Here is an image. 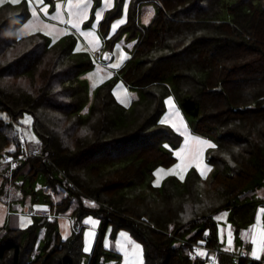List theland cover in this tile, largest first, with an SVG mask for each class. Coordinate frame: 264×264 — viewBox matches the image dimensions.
<instances>
[{"label": "trees", "instance_id": "obj_1", "mask_svg": "<svg viewBox=\"0 0 264 264\" xmlns=\"http://www.w3.org/2000/svg\"><path fill=\"white\" fill-rule=\"evenodd\" d=\"M92 2L90 18L101 0ZM125 2L114 0L97 30L104 49L136 38L116 76L139 95L125 107L110 78L86 111L80 75L91 54L75 51L70 32L56 40L40 31L18 36L31 15L28 2L0 4V158H16L0 161V201L41 175L48 204L28 227L0 233V264H98L110 256L105 236L114 241L120 231L140 243L143 264H206L189 257L203 241L218 250V264H264L221 249L215 221L230 211L238 235L264 209V0H128L125 22L110 35ZM146 3L157 11L143 24ZM169 96L194 118L191 132L214 138L215 147L206 152L207 175L193 168L156 185L154 170L173 166L172 149L182 143L161 120ZM26 114L34 139L22 130ZM34 145L40 154L28 155ZM61 216L73 222L67 238L58 230ZM88 216L99 222L89 253Z\"/></svg>", "mask_w": 264, "mask_h": 264}, {"label": "rangeland", "instance_id": "obj_2", "mask_svg": "<svg viewBox=\"0 0 264 264\" xmlns=\"http://www.w3.org/2000/svg\"><path fill=\"white\" fill-rule=\"evenodd\" d=\"M18 1L20 0H17V2ZM26 1L28 2L29 6L31 5L30 7L31 17L29 19V21L31 22L29 23L27 27H25V30L31 27L32 25H34L33 24L34 16L32 14L33 9H34L33 5H36L39 0H31V4L29 3V0H26ZM5 2H12V0H0V4L5 3ZM111 2L112 0H101V2H99L96 9H94L93 18H90L89 16L86 19V24H83L82 28L85 32L87 30L90 33H92V31L96 27L95 31L97 33L98 41L95 40L94 44H90L88 40L82 37L81 34L76 33L75 35V37H77V35L78 36L80 35L83 38L82 41L79 40L77 42L75 51L86 52L88 54H91L92 56L91 58L92 66L80 75V78L84 80L85 88L88 91V102L86 103V106L83 109V111H86L88 106L90 105L97 85H99L100 83L110 78H115L114 86H113V93L115 97L117 98V100L125 107H129L131 105L132 100L137 98L139 95L138 89L127 86L119 77L116 76L118 69L121 66H123L127 62V60L132 56L136 38H128L127 36H122L118 40H116L110 47V51L112 52V58L108 62H100L93 58V53L95 52L94 50L97 51V50L104 49V39L98 34V30H97L100 20L96 19L95 14L97 11H99L102 15V10L104 8L110 9L108 7V4L109 3L111 4ZM127 2L128 0H126V4ZM113 3H114V0H113ZM144 6H145L143 7L144 11L140 16V21L141 23L146 24L145 20L147 19L149 22L153 18L155 12L157 11V7L154 3H146ZM149 13H151V15H149ZM120 20H123L124 22L126 20L125 5H124L122 15L119 18L115 19L113 23L111 24L110 35L117 28L116 27L115 29H113L112 27L113 24L117 23ZM120 24H118V26ZM16 32L19 36H24L26 34H29V32L26 34H20L22 32V29L21 31L16 30ZM89 45L91 47L95 45L97 46H95L94 48H90ZM121 57H123V59H121ZM115 65H118V67ZM173 102L175 104L176 110H178L179 112V117H177L176 113L173 110L169 109L168 105L165 103V111L161 117V120L164 121V120H169L171 118V119H174L175 123L177 124V128H174L172 127L171 123H168V125H170L178 134L182 136V143L178 147L172 149L179 163L171 167H157L154 170V174L152 177V183L156 185H159L161 181L168 175L174 174L178 177H184L190 169H193V168L197 169L195 167L196 166L195 163H193V161L197 159V154L193 152H197L199 150V146L201 148V145L199 143H196L197 145L194 146L192 144H194L195 142H191L192 144H190L189 141H185L184 145H182L184 138L185 139L189 138V137H186L187 134L189 132L193 134L190 130V126L193 123L194 118L192 116L184 114L179 109L177 102L175 101L174 98H173ZM26 120L28 121L27 123L25 122ZM22 123H23V128H22L23 132L30 139H34L33 132H32V126H31V117L28 114H26L22 118ZM185 127H186V130H184ZM193 135L194 137L200 138L201 140L203 139L209 140L213 143V145H215V139L212 137H202V136H198L195 134ZM177 153H179V155H177ZM203 153L204 152L202 151L200 155H203ZM0 161H2L3 163L4 159L0 158ZM9 168L10 166L7 167L5 171H7ZM166 170H168V172ZM166 172L167 174H165ZM16 187H18V185H16ZM12 194H15V193H12ZM47 206L48 204L44 200V181H43V177L40 175L38 180L31 186H29L28 183H25L24 190L18 189L16 197L14 199H11V201L10 200L8 202L0 201V233L9 227H21L20 225L22 222L25 224V226L21 228L28 227L29 225L33 223L34 217L37 216L38 213H41V210H44L45 207ZM229 215H230V211L223 210V211H220L215 216L216 226H217V230H218L221 240H224V238L221 237V229H222L221 227L222 225H224L226 216H229ZM21 218H23V220ZM29 221L31 222L29 223ZM57 223H58L57 224L58 230L60 231L62 236L65 237V233H67L66 237H68V235H70L71 231L73 230L72 219L70 217L68 218L61 217L59 218ZM91 228H92L91 224L85 226L84 228L85 233L87 232V230H90ZM121 233H127V232L120 231L114 241H111L108 235L105 236L104 246L107 248L106 252L110 254V256L100 257L98 264H132L133 242L135 243H138V242L134 240L129 235V233H127L126 236L121 235ZM239 239L240 237H236V241L234 244V252L238 251L239 246L242 247L241 245L242 243ZM42 244L43 242L40 241L39 246L41 247ZM125 250H127L128 256L125 255ZM85 261H86V257L84 256L83 262Z\"/></svg>", "mask_w": 264, "mask_h": 264}, {"label": "crops", "instance_id": "obj_3", "mask_svg": "<svg viewBox=\"0 0 264 264\" xmlns=\"http://www.w3.org/2000/svg\"><path fill=\"white\" fill-rule=\"evenodd\" d=\"M78 2H79V0H71V4H72L71 11H72V13H76V12L82 10V9H78L76 7ZM87 2H88V0H85V3H87ZM92 3L93 2L91 0V3L89 4L88 9H87L88 17L90 16V12L92 9ZM57 4L60 5L59 9L57 8ZM45 5H47L46 10H45ZM111 5H113V0L111 2ZM33 6H34V9H33L32 14L34 16V21H33L34 25H32L31 27H29L28 29L25 30V27H27L29 25V23L31 22V21H29V19H30L29 18L26 22H24L17 29L20 31L22 29V32L20 34H26L28 32L32 33L35 31H40V32H43L44 34H46L47 36H49L52 40H56V39L61 38L70 32L74 35H76V33L81 34L82 37L84 39L88 40V42L90 44H94L95 40L98 41L97 33L95 31L96 27L92 31V33H90L87 30H86V32L83 30L82 27H83V24L86 23V19L80 20V22H79L80 26L78 28L75 27L74 24L68 23L69 19L75 18L74 16H70L69 0H49V1L39 0L38 3L36 5H33ZM30 7H31V5L29 6V8ZM106 8H108V7H106ZM105 10H107V9L104 8L102 10L101 18L103 17ZM30 11H31V9H30ZM58 16L61 17V19H58L57 18ZM30 17H31V15H30ZM47 26H52V27H47ZM49 32H51L52 34L49 35L48 34ZM85 33H87V35H85ZM82 37L80 35L79 36L77 35V37H76L77 42L79 40L82 41V39H83ZM85 46H87V45H85ZM95 46H97V45H95ZM95 46L91 47L89 45L90 48H94ZM94 51H96V50H94ZM184 130H186V127ZM186 137H189V138L188 139L184 138L182 145H184L185 141H189L190 144H192L191 142H195L192 145H194V146L197 145L196 143H198V142L196 140V137H194L193 134H191L189 132ZM210 148H212V147L211 146H204L203 147L204 153H203V155H201L202 156V166L203 165L208 166V167H203V176L207 175L211 169L210 168L211 166L206 162V152ZM199 151H200V146H199V150L197 152H199ZM197 152H193V153L197 154ZM177 163H179V162L177 161L175 164H177ZM193 163H195V165H196V160L193 161ZM197 170L201 173V170H199L198 168H197ZM166 171L168 172V170H166ZM167 172L165 174H167ZM258 193L260 195H264V186L258 191ZM45 209H47V207H45ZM262 209H263V207L258 208L254 222L247 225L243 229H241L238 235H236L234 233V230L232 229V225L230 224V221H229V216H226L224 225H222V227H221L222 228L221 229V237L224 238L225 241L220 239V236H219V233L217 230V226H216V233H217V237L219 240V247L221 249H224V250L229 249V250H232L234 252V244L236 241V237H240L239 240L242 243L241 244L242 247L239 246L238 247L239 249L236 252H238V253L244 252L246 255H248L252 258H255V259H264V238H262V233H261V230L264 229V211H262ZM61 217L68 218L67 216H61ZM61 217H59V218H61ZM89 217L90 216L85 217L83 219V224L85 226L90 225V224L92 226V228L90 230H87L86 233L84 231V248L86 246L89 248V251H87V253H89L91 248H92V245H93L94 240H95V235H96L98 223H99L97 219H94L91 217L92 220L96 221L95 224L92 223V220L88 219ZM59 218L57 219V221L59 220ZM253 226H255V227H253ZM72 231H71V233H72ZM88 233H90V234H88ZM62 237L67 238L64 236H62ZM68 237H69V235H68ZM229 237H231V241H232L231 244H229ZM254 238L256 240L255 244L253 243ZM254 249L257 251V256L252 255V252Z\"/></svg>", "mask_w": 264, "mask_h": 264}, {"label": "snow or ice", "instance_id": "obj_4", "mask_svg": "<svg viewBox=\"0 0 264 264\" xmlns=\"http://www.w3.org/2000/svg\"><path fill=\"white\" fill-rule=\"evenodd\" d=\"M13 3H16L17 0H12ZM29 3L31 4V0H29ZM91 3V0H88L87 3H85V0H79V2L77 3L76 7L78 9H82L76 13H72L71 11V8H72V4H71V0H69V13H70V16H74L75 18L74 19H69L68 20V23L69 24H74L75 27H79L80 26V20H83V19H87L88 18V12H87V9H88V6L89 4ZM60 5L57 4V8L59 9ZM108 7L111 8L112 5L109 3L108 4ZM127 7V4L125 2V8ZM47 8V5H45V10ZM96 19L97 20H100L101 19V13L99 11L96 12ZM149 15H151V13H149ZM58 19H61V17H57ZM124 21L123 20H120L118 21L117 23H114L113 24V29H115L116 27H118V24L120 23H123ZM148 20L146 19L145 20V23H147ZM47 27H52V26H47ZM49 35H51L52 33L49 32L48 33ZM85 35H87V33H85ZM126 55V54H124ZM121 59H123V57H121ZM118 67V65H115ZM165 103L168 105L169 109L173 110L175 113H176V116L179 117V112L178 110H176V107H175V104L173 102V98L171 96L167 97L166 100H165ZM26 123L28 122L27 120L25 121ZM162 123L164 124H168V123H171L172 124V127L174 128H177V124L175 123V120L174 119H169V120H164L162 121ZM34 138V137H33ZM197 142L201 145V148H200V151L197 152V159H196V167L201 170V174L203 175V167H208L207 165H203L202 166V156L200 155V153L203 151V147L204 146H211V147H215V145L212 144L211 141L209 140H201L200 138H196ZM177 155H179V153H177ZM181 179H183V177H181ZM262 211H264V209H262ZM23 220V218H21ZM89 220H92L91 217L88 218ZM31 221H29L30 223ZM92 223H96L95 220H92ZM21 227H24L25 224L22 222ZM255 227V226H253ZM261 233H262V238H264V229L261 230ZM90 234V233H88ZM121 235H127V233H121ZM67 236V233H65V237ZM231 237H229V244H231ZM253 243L255 244L256 243V240L255 238L253 239ZM85 252L89 251V248L86 246L85 249H84ZM125 255L128 256V252L127 250H125ZM142 248H141V245L138 244V243H135L133 242V249H132V264H143V259H142ZM252 255L253 256H257V251L254 249L253 252H252Z\"/></svg>", "mask_w": 264, "mask_h": 264}, {"label": "built area", "instance_id": "obj_5", "mask_svg": "<svg viewBox=\"0 0 264 264\" xmlns=\"http://www.w3.org/2000/svg\"><path fill=\"white\" fill-rule=\"evenodd\" d=\"M93 58L95 60H98L100 62H108L110 61V59L112 58V52L109 49H102V50H97L93 53ZM20 138L22 141H24V136L23 134H20ZM40 154V150L38 148V146L34 145L30 150L28 155H33V156H37ZM25 158L26 155L24 156V154H19L17 159L19 158ZM16 161L15 157H8L4 159V162H9V163H14ZM41 213H45L43 212V210L41 211ZM205 241H203V243H197L193 246L192 250L190 251V258H194L195 256H199L202 258H205L206 264H218L217 263V249H213V248H209L205 245L204 243ZM243 253H240V255H242Z\"/></svg>", "mask_w": 264, "mask_h": 264}, {"label": "clouds", "instance_id": "obj_6", "mask_svg": "<svg viewBox=\"0 0 264 264\" xmlns=\"http://www.w3.org/2000/svg\"><path fill=\"white\" fill-rule=\"evenodd\" d=\"M42 211V210H41ZM43 211H46L45 209Z\"/></svg>", "mask_w": 264, "mask_h": 264}]
</instances>
